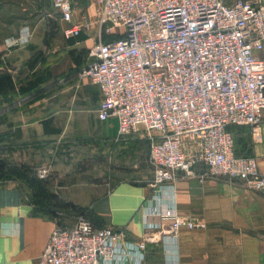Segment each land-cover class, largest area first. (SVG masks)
I'll return each instance as SVG.
<instances>
[{"label": "crops", "instance_id": "crops-1", "mask_svg": "<svg viewBox=\"0 0 264 264\" xmlns=\"http://www.w3.org/2000/svg\"><path fill=\"white\" fill-rule=\"evenodd\" d=\"M40 7L44 15L23 26L19 37H0V160L35 172L49 166L52 191L61 199L87 209L98 225L125 229L131 241L147 240L129 264H264V191L215 177L178 179L174 192L152 184L150 160L145 174L136 161L124 166L126 154L138 148L147 147L149 159L146 134L119 137L117 119L97 116L99 87L78 76L100 38L98 3L73 0L72 23L92 21L91 29L77 36L66 34L72 23L52 2L41 0ZM36 79L38 86L21 90ZM230 130L236 152L256 157L264 174V112L258 136L249 126ZM185 150L189 154L190 146ZM109 151L111 172L94 176L88 165L82 177L77 175L82 160L74 163L76 156L94 154L102 169ZM165 209L198 218L206 227L182 228L175 241L168 235L170 220L159 215ZM73 213L78 214L45 212L22 182L0 181V264H39L52 231L59 224H75L65 221Z\"/></svg>", "mask_w": 264, "mask_h": 264}, {"label": "built area", "instance_id": "built-area-1", "mask_svg": "<svg viewBox=\"0 0 264 264\" xmlns=\"http://www.w3.org/2000/svg\"><path fill=\"white\" fill-rule=\"evenodd\" d=\"M43 1L72 23L73 0ZM95 1L100 38L78 76L99 87L97 116L117 119L119 137L149 138L152 184L174 191L178 179L227 177L264 191L257 158L236 152L230 130L249 126L258 136L263 122L264 0ZM91 26L86 18L66 34ZM108 35L114 37L103 39ZM50 170L35 173L45 179ZM159 215L170 220L175 241L182 228L206 227L175 209ZM126 236L125 229L96 226L82 214L73 226L52 231L39 264L136 262L147 240Z\"/></svg>", "mask_w": 264, "mask_h": 264}, {"label": "rangeland", "instance_id": "rangeland-1", "mask_svg": "<svg viewBox=\"0 0 264 264\" xmlns=\"http://www.w3.org/2000/svg\"><path fill=\"white\" fill-rule=\"evenodd\" d=\"M41 0H0V37L6 35L8 37L17 38L19 37L20 30L23 26H25L28 22H33L35 20H38L42 15H44L43 10H41L40 7ZM145 134V133H144ZM146 137V136H145ZM149 146H150V140L147 137ZM147 147H142V151L140 148H138L136 154L132 153L133 151H130V153L126 154L125 158L123 160L125 161L124 166L130 167L133 162H137L140 168V173L145 174L150 172V165H149V159L147 157ZM150 152V148H149ZM87 155H89V152L85 151ZM80 153L78 157L76 156L75 162L77 164L78 159H80L81 163L80 166L82 167L81 170L77 171V175L83 176L84 170H82L85 166V168L89 166L91 167L92 174L95 176L96 174H99L100 172L105 174L111 172L112 162L114 163V159L112 158L111 151H109L108 158L105 156V163L102 164L104 167L102 169L101 166H97L99 161L96 160V157L94 154H91V157L87 158L84 156V154ZM150 154V153H149ZM84 156V157H83ZM135 157V158H134ZM78 158V159H77ZM127 164V165H125ZM93 166H96L95 168ZM74 167H76L74 165ZM128 169V168H127ZM53 170L51 168L49 176L47 178L53 179ZM46 178V179H47ZM91 179V181H95L94 177L88 178ZM28 189V188H27ZM29 190V189H28ZM70 218H66L65 221L67 223L73 224L77 220V218L81 214H70ZM94 222V220H93Z\"/></svg>", "mask_w": 264, "mask_h": 264}, {"label": "trees", "instance_id": "trees-1", "mask_svg": "<svg viewBox=\"0 0 264 264\" xmlns=\"http://www.w3.org/2000/svg\"><path fill=\"white\" fill-rule=\"evenodd\" d=\"M32 65L31 67H33ZM40 79L33 80L29 83L28 87H21L22 91H28L29 89L38 86ZM15 179L22 182L30 193V198L40 209L51 214H57L58 211L74 210L78 214L86 215L92 219L90 213L85 208H80L73 203L67 202L61 199L56 193L52 191V179L39 178L35 171L28 167L8 164L0 160V181ZM94 220V224L97 223ZM103 226V225H96Z\"/></svg>", "mask_w": 264, "mask_h": 264}]
</instances>
